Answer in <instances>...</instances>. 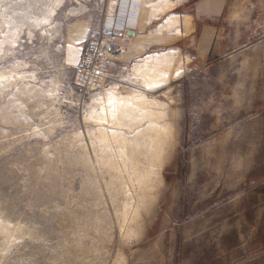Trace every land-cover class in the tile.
<instances>
[{
    "label": "rangeland",
    "instance_id": "1",
    "mask_svg": "<svg viewBox=\"0 0 264 264\" xmlns=\"http://www.w3.org/2000/svg\"><path fill=\"white\" fill-rule=\"evenodd\" d=\"M233 1L237 54L175 45L146 55L160 85L109 65L88 88L71 23L177 0H0V264H264V0Z\"/></svg>",
    "mask_w": 264,
    "mask_h": 264
},
{
    "label": "crops",
    "instance_id": "2",
    "mask_svg": "<svg viewBox=\"0 0 264 264\" xmlns=\"http://www.w3.org/2000/svg\"><path fill=\"white\" fill-rule=\"evenodd\" d=\"M146 3L138 4L130 24L135 33L130 45L119 56L110 59V67L126 68L133 65L134 74L144 75L148 86L160 85L170 77V73L154 72L156 68L162 70V65L170 64V58L146 57L151 51L175 45L184 49L192 48L203 63L216 64L248 45L249 39H242L241 30L232 31L233 28H229V10L233 0H177L175 9L182 8L183 13L170 15L172 10H168L160 12L157 17L152 16V7ZM90 26L88 20H80L68 27L67 41L75 48L70 57L74 63L79 61ZM131 98L124 99L111 92L107 101L114 103V111L116 108L123 113H137L139 104L143 109L147 106L144 93L137 92Z\"/></svg>",
    "mask_w": 264,
    "mask_h": 264
},
{
    "label": "built area",
    "instance_id": "3",
    "mask_svg": "<svg viewBox=\"0 0 264 264\" xmlns=\"http://www.w3.org/2000/svg\"><path fill=\"white\" fill-rule=\"evenodd\" d=\"M130 24L119 25L104 18L89 31L74 69L81 85L89 88L103 84L110 59L123 53L132 41Z\"/></svg>",
    "mask_w": 264,
    "mask_h": 264
},
{
    "label": "water",
    "instance_id": "4",
    "mask_svg": "<svg viewBox=\"0 0 264 264\" xmlns=\"http://www.w3.org/2000/svg\"><path fill=\"white\" fill-rule=\"evenodd\" d=\"M129 33H130L131 35H134V34H135L133 31H130Z\"/></svg>",
    "mask_w": 264,
    "mask_h": 264
}]
</instances>
